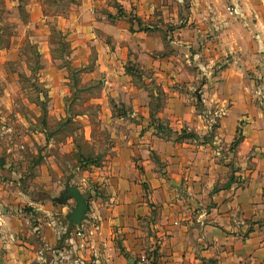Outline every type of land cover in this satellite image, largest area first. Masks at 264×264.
<instances>
[{"label":"crops","instance_id":"0c3cea01","mask_svg":"<svg viewBox=\"0 0 264 264\" xmlns=\"http://www.w3.org/2000/svg\"><path fill=\"white\" fill-rule=\"evenodd\" d=\"M52 1L29 0L27 34L54 17L69 66L98 77L108 150L80 227L45 189L0 182V264H264V0Z\"/></svg>","mask_w":264,"mask_h":264},{"label":"rangeland","instance_id":"374dc122","mask_svg":"<svg viewBox=\"0 0 264 264\" xmlns=\"http://www.w3.org/2000/svg\"><path fill=\"white\" fill-rule=\"evenodd\" d=\"M34 4L0 0V182L16 175L23 190L36 193L45 189L54 203H59L56 198L68 180L80 188L89 206L97 186L81 179H90L85 176L89 166L79 164L78 153L100 162L108 150V130L100 116L102 105L93 100L103 87L98 77L86 81L82 69L69 66L65 35L55 28L54 17L43 23L49 35L27 34ZM41 9L52 14L62 11L64 3L43 0ZM45 39L51 47L43 51L38 46ZM49 58L59 76L45 78L52 72ZM80 112L86 116L72 121L71 115ZM89 129L91 143L84 139ZM46 161L47 166L41 167ZM42 168L48 173L46 181L36 178ZM73 203L68 198L62 204L64 211ZM74 233L81 239L90 236L86 227Z\"/></svg>","mask_w":264,"mask_h":264},{"label":"water","instance_id":"95a60500","mask_svg":"<svg viewBox=\"0 0 264 264\" xmlns=\"http://www.w3.org/2000/svg\"><path fill=\"white\" fill-rule=\"evenodd\" d=\"M196 98L199 99L198 91H195ZM68 198L73 199V205L65 214V219L80 227L81 221L87 218L88 204L86 197L78 188L71 185L69 181H65L62 191L56 198L57 202L63 204Z\"/></svg>","mask_w":264,"mask_h":264},{"label":"trees","instance_id":"16d2710c","mask_svg":"<svg viewBox=\"0 0 264 264\" xmlns=\"http://www.w3.org/2000/svg\"><path fill=\"white\" fill-rule=\"evenodd\" d=\"M184 135H189V134H184ZM183 135V133H182V135H180V137L181 136H184ZM78 157H79V164H82V166L83 165H89V164H91V165H97L99 162H97L94 158H90L89 157V155H85V154H83V153H78ZM70 223V222H69Z\"/></svg>","mask_w":264,"mask_h":264},{"label":"built area","instance_id":"2783aa9c","mask_svg":"<svg viewBox=\"0 0 264 264\" xmlns=\"http://www.w3.org/2000/svg\"><path fill=\"white\" fill-rule=\"evenodd\" d=\"M225 107L222 106V107H217V108H214L211 112V115H212V118H211V121L214 122L215 121V118H218L220 117L221 115H223L225 113ZM87 232H89V234L91 235V230H87Z\"/></svg>","mask_w":264,"mask_h":264}]
</instances>
